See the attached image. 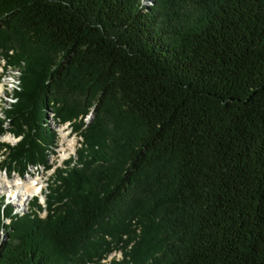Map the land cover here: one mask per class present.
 Masks as SVG:
<instances>
[{
	"label": "trees",
	"instance_id": "1",
	"mask_svg": "<svg viewBox=\"0 0 264 264\" xmlns=\"http://www.w3.org/2000/svg\"><path fill=\"white\" fill-rule=\"evenodd\" d=\"M0 57V171L80 139L0 264H264V0H0Z\"/></svg>",
	"mask_w": 264,
	"mask_h": 264
},
{
	"label": "rangeland",
	"instance_id": "2",
	"mask_svg": "<svg viewBox=\"0 0 264 264\" xmlns=\"http://www.w3.org/2000/svg\"><path fill=\"white\" fill-rule=\"evenodd\" d=\"M147 5H150L151 3H146ZM0 80L2 83H5V91L4 93H2L1 95V99L0 100V118H4L3 116V111L5 109H7L9 107V105L13 102L12 99V95H13V90L16 89L17 85H18V77H19V73L16 70H12V69H8L6 68V66L4 65L1 57H0ZM13 83V84H12ZM87 118H85V123L88 124L89 121L92 118V113H89L87 116ZM49 118V127L51 128V130H53L54 132H58L60 131V124L59 121L54 118V114H49L48 116ZM67 126V125H65ZM64 134L67 136V140H63L61 141L60 139V133H59V140H58V156L57 157H49V164H54L56 165L55 167H63V163L67 160L66 158H68L69 156H72V152L68 153L66 155L65 158H63V155L65 154V150L69 151L68 145L70 142H74V152L76 150V148L78 147V142L80 141V139L73 133H71V128L68 127L65 131ZM64 134H63V138H64ZM1 142L7 143L9 145H14L16 144V142H18L19 139L13 138V136H11L10 134H5L3 137H1ZM62 150V152H61ZM59 154H61V159L64 161L60 160ZM53 168L50 169L49 171H45V169L41 166L39 168H34L33 167H29L28 168V173L21 179H30V178H38L41 182H42V192L45 193L46 191V186L48 181H50V179H52L50 176L53 173ZM33 175V176H31ZM0 176L6 177L7 181L4 182V185H12L11 181L15 180L16 178H18L17 174H12V175H7L5 172H1L0 171ZM9 178V179H8ZM11 180V181H10ZM9 181V182H8ZM3 188V187H1ZM13 190L11 189V186L8 190L2 191V189H0V197H4L5 201H4V205H10L17 213L19 214H23L26 212L27 209V205L28 203L32 200L29 199L27 201V203L25 205H22L21 207H17L16 205L17 203V199L15 198V196L12 195ZM43 193V194H44ZM42 195V194H41ZM40 196V195H38ZM43 196L40 197V203L43 204L44 200H43ZM44 214H41V216H43ZM122 255L120 252H116V253H112L106 260L102 261L103 264L108 263L109 261L112 260H121Z\"/></svg>",
	"mask_w": 264,
	"mask_h": 264
},
{
	"label": "bare ground",
	"instance_id": "3",
	"mask_svg": "<svg viewBox=\"0 0 264 264\" xmlns=\"http://www.w3.org/2000/svg\"><path fill=\"white\" fill-rule=\"evenodd\" d=\"M1 77V76H0ZM5 83H2L1 80H0V100H2L1 98V95L2 93H4L5 91ZM60 129L62 128V135L64 134V131L70 127V124L69 123H65V124H62L60 123ZM67 125V126H65ZM57 135H59L60 131L56 132ZM67 140V136L64 134V138L63 140ZM58 140H59V136H58ZM68 148H69V151L68 152L67 150H65V154L63 155V158L66 157V155L68 153H71L73 150H74V142H70L69 145H68ZM58 150V148H57ZM56 150V152H57ZM62 152V150H61ZM58 156V152L56 153V155H52V157H57ZM68 156V155H67ZM59 157H60V160L61 161H64L61 159V154H59ZM70 157V156H69ZM68 157V158H69ZM66 158V159H68ZM56 165L53 164V169L56 168L55 167ZM41 166H35L33 167L34 168H39ZM43 167V166H42ZM44 168V167H43ZM33 176V175H31ZM9 179V178H8ZM7 181V178L6 177H3V176H0V189H2V191H5V190H8L11 186V189L13 190L12 192V195L15 196V198L17 199V207H21L22 205H25L27 203V201L29 199H31L32 197L36 196V195H40L41 192H42V182L38 179V178H30V179H21V178H16L14 181L10 180L12 185H4V182ZM9 182V181H8ZM3 187V188H1Z\"/></svg>",
	"mask_w": 264,
	"mask_h": 264
},
{
	"label": "built area",
	"instance_id": "4",
	"mask_svg": "<svg viewBox=\"0 0 264 264\" xmlns=\"http://www.w3.org/2000/svg\"><path fill=\"white\" fill-rule=\"evenodd\" d=\"M60 139H61V141H63L62 128L60 129ZM58 148H59V146H58Z\"/></svg>",
	"mask_w": 264,
	"mask_h": 264
},
{
	"label": "water",
	"instance_id": "5",
	"mask_svg": "<svg viewBox=\"0 0 264 264\" xmlns=\"http://www.w3.org/2000/svg\"><path fill=\"white\" fill-rule=\"evenodd\" d=\"M74 155H75V152H74Z\"/></svg>",
	"mask_w": 264,
	"mask_h": 264
}]
</instances>
